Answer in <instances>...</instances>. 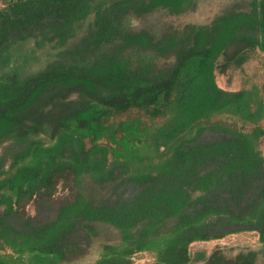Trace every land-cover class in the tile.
<instances>
[{
	"label": "trees",
	"instance_id": "1",
	"mask_svg": "<svg viewBox=\"0 0 264 264\" xmlns=\"http://www.w3.org/2000/svg\"><path fill=\"white\" fill-rule=\"evenodd\" d=\"M194 2L0 0V68L22 40L54 51L38 71L0 74V264L75 262L97 238L94 264H193L194 242L264 238L263 130L216 118L264 119V85L216 83L264 51V0L205 24L155 15ZM60 184L72 193L56 196ZM244 254L204 264H250Z\"/></svg>",
	"mask_w": 264,
	"mask_h": 264
},
{
	"label": "rangeland",
	"instance_id": "2",
	"mask_svg": "<svg viewBox=\"0 0 264 264\" xmlns=\"http://www.w3.org/2000/svg\"><path fill=\"white\" fill-rule=\"evenodd\" d=\"M5 0H2L4 2ZM195 8L191 10L189 8L186 12H183L179 15H166L162 13L155 14L160 18H169L174 24H186V23H195V24H205L210 23L212 20L216 18V16L221 13L223 8L226 6H232L233 4H237L235 2H239L241 4H247L250 0H194ZM155 15H146L145 19L153 18ZM144 20L140 19H132V25L135 27L141 26ZM10 63L7 66L0 68V74L3 72H10L11 70L18 71V74L22 76L23 74H27L30 72H35L41 69L47 61L51 60L53 50L49 48L46 44L45 46H36L34 42L31 40H22L15 44H13L10 49ZM249 57L247 60L237 68H230L225 73H216V83L220 87L231 90H247L253 89L251 93L255 95L257 92L256 89H260L262 91V87L264 85V51H260L259 49H255L249 52ZM202 100V98H200ZM197 100V99H196ZM193 99V101H196ZM256 101H252L255 104ZM217 119L221 121H228L227 124L232 122L235 126L241 129L244 133H251L256 126L261 128L264 133V119H262L258 124L251 123L249 121L245 122L241 118H237L236 116H232L227 112L220 113L216 116ZM208 135L216 136L218 134V130L216 131H208ZM257 146L261 153H264V134H262L257 139ZM8 145V143H3L0 146V153L4 151V148ZM163 147H160L159 150H163ZM64 184H60L56 189L55 195L61 196L63 194L72 193V188H64ZM26 213L33 214L35 211L34 205L32 201H30L25 207ZM260 230L254 233H250L245 231V238L242 242H244V247L238 244L237 248L234 250L231 245L234 244V241L226 240V244L223 246L216 245L208 246L209 240L206 242H194L191 244V252H192V262L193 264H204L205 260L215 253V251H219L226 258H232L237 256L243 251L244 255H248L251 259L250 264H264V238H261ZM215 240V239H211ZM240 241V240H238ZM103 242L104 240L94 239L88 249V252L75 262H63L62 264H94L98 259L103 255ZM225 242V239H223ZM241 242V241H240ZM229 246V247H228ZM27 259V258H26ZM133 260L136 264H145L152 260L151 254L137 253L133 255ZM18 264H37V263H18Z\"/></svg>",
	"mask_w": 264,
	"mask_h": 264
},
{
	"label": "crops",
	"instance_id": "3",
	"mask_svg": "<svg viewBox=\"0 0 264 264\" xmlns=\"http://www.w3.org/2000/svg\"><path fill=\"white\" fill-rule=\"evenodd\" d=\"M248 232L254 233V231H248ZM244 234H245V232H239L236 234L226 235L225 237H222L220 239L209 240L208 242L210 245H208V246H212V247L214 246L215 247L216 245H218L220 247V246H223L224 244H226V242H227L226 240L230 239L231 241H234L235 243L231 245L232 247H229V246L228 247L235 250L237 248L238 244L240 246V243H241V246L244 247L245 244H244V242H242L243 239L246 237ZM223 239H225V242H223ZM238 240H240L241 242Z\"/></svg>",
	"mask_w": 264,
	"mask_h": 264
},
{
	"label": "flooded vegetation",
	"instance_id": "4",
	"mask_svg": "<svg viewBox=\"0 0 264 264\" xmlns=\"http://www.w3.org/2000/svg\"><path fill=\"white\" fill-rule=\"evenodd\" d=\"M260 51H263V50H260ZM251 101H256L255 99H252ZM241 252H243V251H241Z\"/></svg>",
	"mask_w": 264,
	"mask_h": 264
}]
</instances>
